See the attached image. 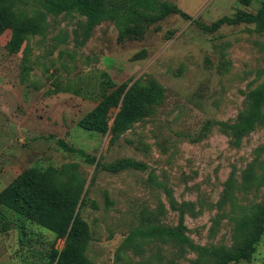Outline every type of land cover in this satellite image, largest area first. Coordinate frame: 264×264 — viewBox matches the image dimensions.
I'll use <instances>...</instances> for the list:
<instances>
[{"label": "rangeland", "instance_id": "rangeland-1", "mask_svg": "<svg viewBox=\"0 0 264 264\" xmlns=\"http://www.w3.org/2000/svg\"><path fill=\"white\" fill-rule=\"evenodd\" d=\"M126 1L104 5L121 11ZM160 1L198 25L170 15L120 41L112 20L86 36L79 14H47L36 0H0L20 17L42 20L44 28L26 35L15 51L9 49L12 32L0 36V192L31 168H53L62 180L79 175L76 211L89 229L84 255L91 264H213L168 239L128 238L137 229L175 228L182 213L194 246L233 251L240 244L238 221L264 200V122L238 143L218 125L237 122L249 110V93L264 85V32L254 24L200 28L237 10L254 14L261 0L250 6L244 0ZM152 80L164 96L150 117L116 137L78 128L102 90ZM58 139L96 162L64 153ZM123 160L146 168L104 170ZM3 214L10 229H0V264H45L42 253L62 248L49 231ZM239 264H264V238L251 261Z\"/></svg>", "mask_w": 264, "mask_h": 264}, {"label": "trees", "instance_id": "trees-1", "mask_svg": "<svg viewBox=\"0 0 264 264\" xmlns=\"http://www.w3.org/2000/svg\"><path fill=\"white\" fill-rule=\"evenodd\" d=\"M47 14L59 15L79 14L86 18L85 35L104 20H112L118 28V40L141 35L150 25L158 23L170 15H179L187 21H193L189 15L180 11L172 3L160 0H127L125 10L106 8L104 0H36ZM250 6L252 0L243 1ZM42 20L18 16L11 8L0 6V36L5 31L12 32L9 49L15 51L23 38L28 34H43ZM254 24L258 32H264V0H261L256 12L248 13L237 10L232 16L222 17L209 26L201 29L214 32L223 25ZM198 25V24H197ZM164 96V89L155 81L144 85L121 84L107 92L102 90L97 105L84 115L77 123L78 128L101 135L112 134L115 137L127 130L133 123L150 117ZM249 110L233 124H218L225 130L232 131L235 141L240 139L264 122V85L255 88L248 95ZM57 147L72 156H78L85 163L94 164L95 157L83 149H78L58 139ZM264 150V149H263ZM128 167L145 170L146 166L123 160L116 162L104 170L118 173ZM164 193L170 197L169 191L162 186ZM83 190L79 175L72 173L62 180L53 168H31L19 174L0 192V229L2 232L10 228L3 211L23 219L52 233L55 239L62 240L61 249L53 247L41 254L45 264H91L84 255L89 241L87 224L77 215V205ZM181 213L175 228L152 226L146 230H134L129 240L168 239L180 245H187L199 252L203 258H213V264H239L250 262L256 247L264 238V200L260 205L251 208L250 214L240 218L236 226L240 234L239 246L230 251L222 246L203 249L194 246L185 235V226ZM23 228V227H22Z\"/></svg>", "mask_w": 264, "mask_h": 264}]
</instances>
